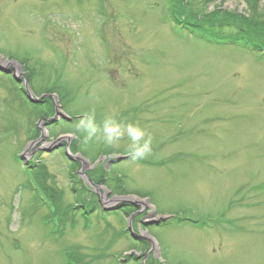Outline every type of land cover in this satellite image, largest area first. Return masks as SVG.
<instances>
[{"label":"rangeland","instance_id":"1","mask_svg":"<svg viewBox=\"0 0 264 264\" xmlns=\"http://www.w3.org/2000/svg\"><path fill=\"white\" fill-rule=\"evenodd\" d=\"M188 1L0 0V65L26 60L13 65L34 96L52 90L72 122L58 116L54 124H39L45 141L59 139L93 109L98 124L115 114L152 138L145 159L107 169L100 167L108 155L127 156V138L111 146L75 139L83 169L95 167L107 198L125 192L128 201H144L93 212L84 220L87 229L61 150L36 149L47 171L43 185L62 190L61 206L75 212L76 227L69 221L65 231L59 219L45 220L49 207L35 168L19 158L31 108H21L6 89L12 81L0 72V264H68L66 246L84 256V264H264V53L246 48L248 42L207 35H234L231 25L212 31L199 23L198 34L190 32L181 9ZM190 1L194 11L238 14L244 29L260 23L246 17L262 10L264 17V0L255 1L257 7L250 0ZM262 16L257 19L264 22ZM35 147L26 146V159ZM71 179L80 194L79 178ZM154 219L166 221L151 225ZM128 222L152 244L133 240Z\"/></svg>","mask_w":264,"mask_h":264},{"label":"trees","instance_id":"2","mask_svg":"<svg viewBox=\"0 0 264 264\" xmlns=\"http://www.w3.org/2000/svg\"><path fill=\"white\" fill-rule=\"evenodd\" d=\"M255 1H257V0H250L249 3H251L255 7L256 6L254 4ZM180 2H183V0H180ZM187 3H189L190 5L183 4L181 6V9L184 11V13L187 14V16L190 19L189 24H186L185 27L188 28V30L190 29L191 32L197 33L199 31V29H202V28H200L199 23L200 24L203 23L205 26H207L209 28L208 30H212V31H215L216 29L218 31H221V28L223 26L231 25V26H234V28H236V32L234 35H228V36L227 35H218L217 33L215 35H212V34L208 33V31H205V32L208 33L207 34L208 37H211V38H217V39H223V40L224 39H232L234 41H243L242 43H245V42L251 43L252 46L255 48H260V49L264 48V45L262 44L264 41V22H261L260 18L257 19V17L262 16L263 10L260 12V15H258L257 17H255L253 19H250L248 17L245 18L246 22L247 21H253L254 23H257L260 21V23H258L256 25L257 28L244 29L245 27H243L238 22L239 21L238 20V14H236L234 16V15H231L230 13H227L226 11H223L220 8H215L212 11L211 10L207 11L206 9H203L202 11H200V10L194 11L191 8L192 1L189 0ZM189 9H191V10L189 11ZM254 10H256V9H254ZM262 18H264V17L262 16ZM175 20L180 22V20H178V19H175ZM261 23H262V25H261V27H259ZM215 26H216V28H215ZM250 26H251V24H250ZM246 30H248L249 32L247 34H244ZM248 34L252 37L258 38L259 42L258 43L252 42L254 40H250L249 38L246 39L247 36H249ZM25 62H26V60H24V63ZM24 63H23V65H24ZM48 93H53V92H52V90H49ZM31 107H32L31 114L34 117H36V116L49 117V116H52L54 114V106L52 104V101L48 98L44 99L42 102H40L37 105H32ZM33 130H34V132H33L32 137L36 138L39 135V129L35 126ZM76 143H77V141L74 140L73 143L71 144V152L72 153H77L79 151V149L76 148V145H77ZM72 165L74 166V169L79 166L78 163H73ZM46 172L47 171L45 170V168L44 167L42 168V165H39L38 170H36V173H35V178H36V183L39 185V188L43 191L44 195L46 196L50 205L52 206V212H51L52 218H51V220L59 219L60 222L63 223L64 225L69 223V221H71L72 223L75 222L73 210H71L72 207L69 204H67V205L64 204L61 206L62 192L63 191L57 189L55 187V185H54V187L56 189H54L53 187L52 188L50 187L51 190L48 189V187L43 185L42 179H43L44 175L46 177ZM100 178H102V177H100ZM119 187H121V186L118 185L117 188H119ZM120 192H122V191H120ZM52 193H53V195H52ZM120 194H125V192H122ZM77 199L80 203L81 202L83 203L84 201H88L86 203L87 206H83V208L84 209L88 208L90 210H93L94 203H96L95 200H89V198H87V197L82 198L80 196V194L77 195ZM57 201H59V202H57ZM71 249H70V251L69 250L65 251V255H66L67 260L72 261L75 264H84L82 262L84 256L80 255L73 248H71Z\"/></svg>","mask_w":264,"mask_h":264},{"label":"clouds","instance_id":"3","mask_svg":"<svg viewBox=\"0 0 264 264\" xmlns=\"http://www.w3.org/2000/svg\"><path fill=\"white\" fill-rule=\"evenodd\" d=\"M64 135L69 140L82 138L85 143L100 139L109 146L116 145L127 138L130 143L126 149V155L134 162L145 159L152 151V138L139 124L123 122L115 114L105 116L98 124L94 109L82 113L75 127Z\"/></svg>","mask_w":264,"mask_h":264},{"label":"water","instance_id":"4","mask_svg":"<svg viewBox=\"0 0 264 264\" xmlns=\"http://www.w3.org/2000/svg\"><path fill=\"white\" fill-rule=\"evenodd\" d=\"M0 70L1 71H4V72H8V68H6L5 66H1L0 65ZM21 76H22V74H21ZM21 76H19V77H16V79L17 80H20V77ZM26 90H27V97H28V99L31 101V102H39L40 100H41V98H38V99H35L33 96H32V94H31V92L28 90V86H27V88H26ZM51 97H53V96H51ZM56 105V109H55V115H54V117L52 118V121H55L57 118H58V116H62V117H64V118H66V116H65V114H63V113H61L60 111H59V108H58V104L57 103H55ZM65 139V137H60L59 139H57L55 142H54V145H52V146H50V147H48V148H44L43 150H45V151H47V152H51V151H53V150H55V149H57L59 146H61V140H64ZM45 140V138H44V136H43V134H41V136H40V138H39V141H44ZM75 159H78V160H80L81 162H84V160L82 159V158H80V157H74ZM120 159H122V158H118L116 161H119ZM159 220H157V221H153L154 223H157Z\"/></svg>","mask_w":264,"mask_h":264}]
</instances>
